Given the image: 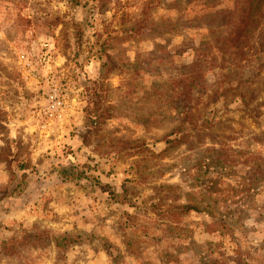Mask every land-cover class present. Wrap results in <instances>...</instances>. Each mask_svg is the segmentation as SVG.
<instances>
[{
  "label": "rangeland",
  "instance_id": "1",
  "mask_svg": "<svg viewBox=\"0 0 264 264\" xmlns=\"http://www.w3.org/2000/svg\"><path fill=\"white\" fill-rule=\"evenodd\" d=\"M0 264H264V0H0Z\"/></svg>",
  "mask_w": 264,
  "mask_h": 264
},
{
  "label": "trees",
  "instance_id": "2",
  "mask_svg": "<svg viewBox=\"0 0 264 264\" xmlns=\"http://www.w3.org/2000/svg\"><path fill=\"white\" fill-rule=\"evenodd\" d=\"M181 208H189V209H194L192 206H187V205H184V206H182ZM67 238L66 237H62L60 240H56V246L57 247H60L61 246V243L63 242V241H65Z\"/></svg>",
  "mask_w": 264,
  "mask_h": 264
}]
</instances>
